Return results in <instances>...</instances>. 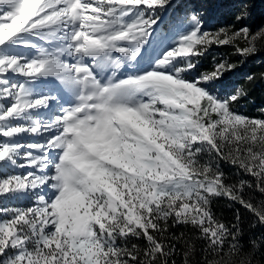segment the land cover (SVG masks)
Wrapping results in <instances>:
<instances>
[{
  "label": "snow or ice",
  "instance_id": "1",
  "mask_svg": "<svg viewBox=\"0 0 264 264\" xmlns=\"http://www.w3.org/2000/svg\"><path fill=\"white\" fill-rule=\"evenodd\" d=\"M173 7L0 0V264H177L181 244L184 264H264V238L211 208L225 197L264 226L245 191L264 194V118L234 109L244 85L217 86L237 64L193 75L212 44L255 55L264 25L245 23L251 0L209 30L194 4ZM220 161L254 183H230Z\"/></svg>",
  "mask_w": 264,
  "mask_h": 264
},
{
  "label": "trees",
  "instance_id": "2",
  "mask_svg": "<svg viewBox=\"0 0 264 264\" xmlns=\"http://www.w3.org/2000/svg\"><path fill=\"white\" fill-rule=\"evenodd\" d=\"M182 2L187 7L194 4L201 10L208 29H217L228 25L234 19V0H182ZM251 2L253 5L251 17L245 23L250 25L254 32L258 26L264 25V0H251ZM239 26L237 25V27ZM219 54L224 55L230 63L237 64V67L231 72L225 73L219 82L233 90L239 85H244L247 88V95L233 107L241 109L247 116L252 118L258 116L264 117V78H262L264 77V47L257 51L255 55H251L245 59L241 55L235 54L234 47L230 45L218 46L212 44L203 56L196 58L198 60L196 71L200 73L212 70L214 61L219 62L221 60ZM249 75L254 76L251 82L246 81V77ZM220 166L225 174L230 177V183L237 182L239 179H246L253 183L255 181L254 177L240 172L230 163L220 161ZM245 191L246 193H252L254 203L259 204L261 201H264V194L254 189H245ZM211 208L221 222L229 224L235 221V216L238 211L240 215V227L243 229L245 237L255 236L257 239L264 238V226H260L252 213L238 203H234L225 197H215L211 201ZM171 231L176 235L184 232L189 235L195 234L198 236V233H195L191 225H176ZM140 243H143V241ZM203 246L204 241L202 240L197 239L192 242L194 259H202L196 253ZM178 248H181V251L174 259L177 261V264H184L182 244L178 245Z\"/></svg>",
  "mask_w": 264,
  "mask_h": 264
},
{
  "label": "rangeland",
  "instance_id": "3",
  "mask_svg": "<svg viewBox=\"0 0 264 264\" xmlns=\"http://www.w3.org/2000/svg\"><path fill=\"white\" fill-rule=\"evenodd\" d=\"M173 8L172 9H169V13H171V12H173L174 10L175 11H180V10H182L183 8H185V7H187L186 5H185V3H183L182 2V0H173ZM189 7V6H188ZM7 22H10V21H7ZM208 25L206 24V22H205V30H209L208 29V27H207ZM219 57L221 58V59H226L225 57H224V55H222V54H219ZM123 71H125V72H131V71H133V69H131V68H125ZM194 76H198L199 75V72H195L194 74H193ZM193 77H189V79H192ZM217 83V86H220V87H224V85H222V83L221 82H216ZM221 94H223V93H221ZM237 112H239V113H241V114H244V115H246L241 109H239V108H234ZM253 118H264V117H261V116H258V117H253ZM25 139H27V140H32V139H35L34 137H26ZM204 159H207V155L205 154V156H204ZM23 171H25L24 169H18L17 170V172H23ZM9 206H24V207H27V206H30L29 205V203L27 202V201H21V202H12V204H10Z\"/></svg>",
  "mask_w": 264,
  "mask_h": 264
}]
</instances>
